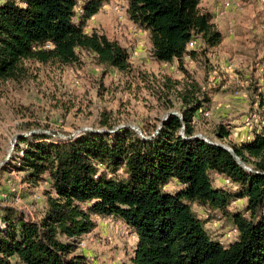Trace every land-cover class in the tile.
Masks as SVG:
<instances>
[{
    "label": "trees",
    "instance_id": "obj_1",
    "mask_svg": "<svg viewBox=\"0 0 264 264\" xmlns=\"http://www.w3.org/2000/svg\"><path fill=\"white\" fill-rule=\"evenodd\" d=\"M110 2L0 0V83L27 79L26 62L75 65L78 52L106 69L134 72L130 52L118 40L86 32ZM124 2L128 21L148 34L151 60L175 61L187 76L175 82L182 87L176 91L180 117L171 114L160 128L142 129V137L105 120L99 127L107 130H86L58 143L48 141L54 134H17L11 168L24 174L22 184L46 182L50 188L42 191L39 216L0 207V264H87L77 244L95 229V216L118 219L136 235L129 264H264V124L241 142L232 141L231 128L223 124L208 136L198 133L197 115L209 110L211 97L183 67L187 57H208L221 45L222 32L202 0ZM79 3L82 14L76 21ZM191 41L196 48L187 50ZM253 93L257 100L250 113L264 120V92L257 87ZM4 164L0 178L9 169ZM214 175L233 187L215 186ZM235 200L245 202L241 210L230 209ZM221 218L237 231L227 245L204 228Z\"/></svg>",
    "mask_w": 264,
    "mask_h": 264
},
{
    "label": "rangeland",
    "instance_id": "obj_2",
    "mask_svg": "<svg viewBox=\"0 0 264 264\" xmlns=\"http://www.w3.org/2000/svg\"><path fill=\"white\" fill-rule=\"evenodd\" d=\"M230 1L232 6L222 19L226 25L231 22L233 36L244 41L241 51L229 55L228 47L221 45L206 58L187 59L183 67L211 100L215 98L206 113L197 115L198 133L208 136L216 125L223 124L235 129L230 139L236 142L246 139L254 129L255 124L251 126L246 120L253 115L249 106L257 100L254 89L264 92V2ZM111 6L112 2L90 20L86 31L95 30L118 40L129 50L134 72L101 67L85 52H78L79 62L72 66L26 62L27 79L0 83V164L8 155L16 157L19 146L13 138L17 134H54L48 141L58 143L78 137L83 129L107 130L99 127L102 120L110 126L129 125L148 132L160 125L166 113L179 112L176 91L182 87L175 82L183 83L187 76L176 64L163 66L151 60L145 34L133 31L128 19L118 20ZM169 81L175 84L171 89L165 86ZM13 162L7 159L9 169L0 178V207L10 205L28 216H39L42 191L50 187L46 182L37 187L22 184L24 174L11 168ZM242 203L235 200L230 208L241 210ZM196 213L207 219L202 208ZM212 220L204 228L221 244L231 243L235 237L225 236L231 230L227 221L221 218L210 226ZM94 222L95 229L78 240L77 253L87 264H129L136 243L133 231L111 217L95 216Z\"/></svg>",
    "mask_w": 264,
    "mask_h": 264
},
{
    "label": "built area",
    "instance_id": "obj_3",
    "mask_svg": "<svg viewBox=\"0 0 264 264\" xmlns=\"http://www.w3.org/2000/svg\"><path fill=\"white\" fill-rule=\"evenodd\" d=\"M111 2H112V6H111L112 12L115 14L117 19L118 20L127 19V16H126V4H124L125 2L124 3H123V1L118 2L116 0H111ZM261 2H264V0H261ZM231 6H232V3H231L230 0H222L220 8H219V10H217V12L215 14V17L216 18H224L226 16L228 10L231 8ZM237 6L240 7L239 4ZM75 11H76V16L77 17H79V15L82 14V7H81L80 3L76 7ZM129 24H130V28L133 31H137V32H141L142 31V30L138 29L132 23L129 22ZM227 26H228V31L231 33V31H232V23L228 22ZM263 34H264V31H263ZM195 48H196V41H191V42L188 43L187 50H193ZM187 59H188V57H187ZM261 110L264 113V105L262 106ZM246 120L250 122L249 124H251V126H253L255 124L254 127L264 124V120L261 117H259L258 115H251L249 117V120L248 119H246ZM221 184L224 187H227V188L233 187V185L231 184V182L228 179L221 178ZM217 219H219V217ZM217 219L213 220L212 223H210V226L216 225V223H218ZM236 234H237L236 229H231V230H229L228 232L225 233V236L227 238H234Z\"/></svg>",
    "mask_w": 264,
    "mask_h": 264
},
{
    "label": "crops",
    "instance_id": "obj_4",
    "mask_svg": "<svg viewBox=\"0 0 264 264\" xmlns=\"http://www.w3.org/2000/svg\"><path fill=\"white\" fill-rule=\"evenodd\" d=\"M124 1V0H123ZM220 1L221 0H202V2H201V7H203L206 11H208L212 16H213V23L215 24V26L217 27V29H219L221 32H222V34H223V41H222V43H221V45L222 46H227L228 47V52H229V55H231V54H235L236 52H240L241 51V45L243 44V42L244 41H242L241 39H239L238 37H236L235 38V36H233V34H232V31H231V33L228 31V26L226 25V23L223 21V19L222 18H216L215 17V14H216V12H217V10H219V8H220V5L221 4H219L220 3ZM100 13V12H99ZM98 13V14H99ZM97 14V15H98ZM96 15V16H97ZM96 16H94L91 20H94L95 18H96ZM90 22V21H89ZM87 28H88V26H87ZM86 28V29H87ZM87 32V31H86ZM141 33H143V34H145V36L147 37V40H148V34H147V32H145V31H141ZM234 40H236V41H234ZM250 42V41H249ZM251 43V42H250ZM244 44H247V43H244ZM220 45V46H221ZM220 46L219 47H217V48H220ZM216 48V49H217ZM216 49H214V50H216ZM213 50V51H214ZM213 53V52H212ZM160 64H162L163 66L164 65H167V63H160ZM176 64V62L174 61L173 63H170V64H168V65H175ZM215 101V98H213L212 100H211V102H214ZM254 107L255 108V104L253 105V102L251 103V105L249 106V110L251 109V107ZM232 123H234V122H231V124ZM233 130H235V129H232V127H231V133H233ZM252 138V133H250V135L246 138V139H239V140H237L236 142H241V141H247V140H250ZM213 182H214V184H215V186H220V185H222L221 184V177H219L218 175H214L213 176ZM241 202H243L242 204L244 205V201L243 200H241ZM233 204V203H232ZM231 204V205H232ZM193 207H195L196 208V211L195 212H197V210H200L201 208L200 207H198V206H196V205H194ZM192 207V208H193ZM231 209V208H230ZM203 210V209H202ZM204 211V210H203ZM136 236V235H135ZM136 238V237H135ZM137 240V239H136Z\"/></svg>",
    "mask_w": 264,
    "mask_h": 264
},
{
    "label": "water",
    "instance_id": "obj_5",
    "mask_svg": "<svg viewBox=\"0 0 264 264\" xmlns=\"http://www.w3.org/2000/svg\"><path fill=\"white\" fill-rule=\"evenodd\" d=\"M177 115V116H179L180 117V114H179V112H169V113H167L166 115H165V117L162 119V122H163V120H165L169 115ZM125 127H129V128H131L132 130H134L135 132H137L141 137H142V134H141V131H139L138 129H135V128H132V127H130L129 125H124ZM162 126V123L159 125V128ZM117 129V128H116ZM84 131H86V130H92V129H83ZM197 137H200V138H202V139H204L201 135H196ZM16 138H17V135H15L14 136V141L16 140ZM205 140V139H204ZM205 141H207V140H205ZM11 146H13V144H11ZM218 146H220L221 148H223V149H225V150H227L228 152H230V153H233L232 152V150L230 149V148H228V147H226L225 145H218ZM10 156L8 155V157L0 164V166H2L6 161H7V159L9 158Z\"/></svg>",
    "mask_w": 264,
    "mask_h": 264
}]
</instances>
